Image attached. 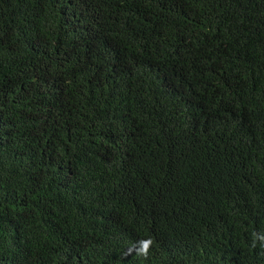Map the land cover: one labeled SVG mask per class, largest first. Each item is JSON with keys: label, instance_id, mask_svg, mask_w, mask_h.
I'll return each mask as SVG.
<instances>
[{"label": "trees", "instance_id": "trees-1", "mask_svg": "<svg viewBox=\"0 0 264 264\" xmlns=\"http://www.w3.org/2000/svg\"><path fill=\"white\" fill-rule=\"evenodd\" d=\"M0 264H264V0H0Z\"/></svg>", "mask_w": 264, "mask_h": 264}, {"label": "clouds", "instance_id": "clouds-1", "mask_svg": "<svg viewBox=\"0 0 264 264\" xmlns=\"http://www.w3.org/2000/svg\"><path fill=\"white\" fill-rule=\"evenodd\" d=\"M152 245V241L151 240H142L140 242V247L138 248V254L143 255V256H147L149 253V249Z\"/></svg>", "mask_w": 264, "mask_h": 264}]
</instances>
